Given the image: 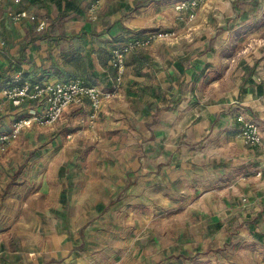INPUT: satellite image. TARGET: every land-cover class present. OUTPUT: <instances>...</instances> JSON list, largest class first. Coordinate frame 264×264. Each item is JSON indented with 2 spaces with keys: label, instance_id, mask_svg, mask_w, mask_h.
<instances>
[{
  "label": "rangeland",
  "instance_id": "obj_1",
  "mask_svg": "<svg viewBox=\"0 0 264 264\" xmlns=\"http://www.w3.org/2000/svg\"><path fill=\"white\" fill-rule=\"evenodd\" d=\"M179 1L104 0L92 12L97 2L82 0L81 14L63 16H58L54 0H44L46 5L36 10L35 1L27 2L32 14L49 17L43 36L47 39L63 34L67 22L82 23L81 34L75 30L73 41L54 42L60 53L49 55L48 68H38L34 57L27 55L39 46L41 34L30 22L20 24V31L26 33L22 52L28 59L30 79L53 77L50 71L55 61L63 65L74 55L92 56L91 64H97L100 76H105L107 72L98 64L109 69L111 48L88 50L81 37L87 33L88 23L96 33L100 32L98 24L110 25L113 17L120 16L133 36L142 35L163 24L168 26L172 22L170 8ZM215 2L217 11L203 10L199 17L218 19L217 13L221 14L222 30L208 47L222 58L214 61L222 84L221 90H216L221 94L229 89L230 96L240 95L255 62L256 77H264V0ZM5 13L0 16L3 35L5 29L18 31L10 19H2ZM187 32L182 31L176 42L181 48L192 49L186 37L192 32ZM208 36L199 41L202 48ZM121 38L124 42L116 46L125 43ZM165 43L156 45L158 53ZM92 77L106 85L97 75L87 79ZM261 78L258 82H263ZM249 86L252 90L256 85ZM207 88H211L209 84ZM178 103L152 117L156 109L151 106L115 102L107 109L104 106L93 128L80 122L82 115L68 113L54 126L25 130L0 160V264H264V211L250 218L248 226H241L243 220L238 217L243 211L257 215L264 209V180L256 181L255 173L249 172L248 205L240 199L229 202V194L243 193L242 179L237 189L222 187L238 177L235 169L239 161L229 154L233 144L212 136L195 148L189 143L184 153L178 152L176 137L163 139L167 127L179 129L177 121L185 111ZM229 129L234 127L229 124ZM152 133L158 136L151 139ZM170 143L175 155L170 154ZM195 150L207 157H197ZM247 151L257 167L261 156ZM226 176L228 180L218 183ZM63 201L68 206L66 214Z\"/></svg>",
  "mask_w": 264,
  "mask_h": 264
},
{
  "label": "crops",
  "instance_id": "obj_2",
  "mask_svg": "<svg viewBox=\"0 0 264 264\" xmlns=\"http://www.w3.org/2000/svg\"><path fill=\"white\" fill-rule=\"evenodd\" d=\"M54 1L56 2V0ZM90 1L92 3L97 0H89V2ZM103 1L104 0L101 1L102 4ZM27 2L30 3L31 0H25L22 6L17 7H12L8 2L4 3L0 8V16L2 11H6L7 13L10 9L16 11L27 10L30 12L31 9L26 8V6L29 5ZM43 2L44 0L37 1V5H35L36 7L34 10L39 8L41 5H46ZM213 3L214 0H212L208 8L205 10H211L213 13L217 11L219 7L216 5V2L214 4ZM48 4L52 5V3ZM175 5L176 3L170 8L171 14L169 16H171L172 22H170L168 26L163 24L156 30L163 27L164 29H171L176 26L177 21L175 18ZM5 14L2 16V19L6 18ZM217 14L219 15L218 19H214L215 17L212 18L213 16L209 18L206 17L204 19L199 17L198 21L194 24L193 29L187 32H192L189 36H186L188 37V40H190V44L193 46L192 49H190V47L187 49L181 48L177 44L179 41L176 42L178 40L177 39L174 40L176 44L174 41H166L167 43L159 49L161 50L160 53L157 52V46H160L161 44H157L163 41L155 43L151 47L147 48V50L143 49L136 51L133 54H129L126 63L127 70L125 71L123 84L117 97L118 99L116 98L110 102V105L108 106L110 107L111 104L115 102H127L129 105L136 106L145 104L146 106H151L156 109V112L152 113V117H154V115L159 112L163 113L164 108L170 110L173 106L179 104L178 102H181V110L182 112H185H183V116L178 118V131H173L174 129L167 127L164 131V138H162L164 141H167L170 138L173 139L176 137L178 139V143L175 149L178 148V152L185 150V148H189V143L194 144L193 148H195V145L202 144V141L212 138V136H215L216 138L222 137L226 139L227 142L232 143L233 145L229 148V154L239 161V165L237 167L238 169H235L238 177L235 180L229 179V183L224 184L223 181L228 180L227 176L220 178L217 181L218 183H222L224 185L222 187L228 186L229 190H233L235 188L237 189L238 181L242 179L240 189L243 193L240 196H232L229 194V202L235 203L236 200L240 199L246 207V205H248V200L250 199V192H248V189L251 185H249V177H247L249 172L255 173L256 177L254 179L256 181L260 179L264 180V145L259 148H250L245 146L242 138L240 137V124L237 122V116L241 113H245L255 120L261 128L264 141V77L261 78L260 74L259 77L254 78L256 84L260 86V88H257L256 85L251 90V88H249L250 86L246 85L245 92L243 91L240 95L236 92V94L230 96L229 89H226L224 93L222 91L221 94L217 93L216 89L221 90L220 86L222 85L220 79L217 77V74L221 72L217 68V62L214 61L216 59L221 61L222 58L217 54L212 53L211 50H208L211 39L222 30L220 29L222 26L221 14ZM37 18L38 20L36 22H31L29 20L22 21L34 24L37 30V26L41 20L47 19L45 29L42 31L37 30L41 34V36L37 37L39 39V46L35 45L27 55L34 57V63L37 64L38 68H41V66L48 68L50 66L48 61L49 55H56L57 53H60V47L54 45V42L59 41L62 43L64 40L73 41V39L70 38L75 37L73 34L75 30H80V33H78L81 34L82 28L80 26H82V23H76L75 21V25H73V21L67 22L64 24L62 29L61 33L63 34L53 36L56 39H47L43 36L49 27V17L40 18L37 16ZM113 19L114 20H112L110 25H106L104 22L102 23V26L101 24H98L100 32L96 33L89 29L92 24L90 22L88 23L90 26H86L85 28L87 33H83L81 37L83 38L82 40L85 41L89 51L96 50V47L97 49H99V47H108L111 48L112 51L115 47H117L115 45L117 42H124L121 37L125 39V43L134 37L131 34L133 31L122 25L119 20L120 16H115ZM22 22L14 23L11 21L12 26H16L18 31L15 32L14 28L8 30L5 29L3 35L1 31L0 17V39L5 40L7 43L6 48L0 51V104H2L3 107V110H0V135L12 132L11 130L15 120L22 115L30 113L31 110L36 108V104L29 103L21 109H15L3 99L1 95L2 88H4L21 72L24 74V79L30 81L59 80L57 77L40 78L39 80L30 79L31 77L27 72L30 66L26 63L28 59L26 60L24 58L25 54L22 52V47L25 46L26 38L24 30L23 32L20 31V24H22ZM196 24H198V26H196ZM198 29L201 31L199 32ZM225 34L226 31L224 32L223 37H225ZM204 35L209 36L207 39H204L205 47L202 48L204 45H202L203 43L200 44L199 41L203 39ZM92 55L96 56V53L93 52ZM85 58L87 59L88 65H91L92 68H89L88 76L97 75V78H103L106 86L109 85L107 74L105 76H100L101 71L97 68V64H91V58L93 59V57L85 56ZM209 64L211 66H208V71H206L205 67ZM98 67L102 69L104 73L111 71L110 65L107 70L103 69L99 64ZM142 68H144L143 70L145 72H143ZM209 70L212 71L211 74ZM204 71H206V74ZM81 74L84 73L82 72ZM79 77L84 79L83 76L79 75ZM259 78L263 79V82L262 80L258 82ZM195 80H198V82ZM208 84L211 87L210 89L207 88ZM213 89L216 90V93H210ZM104 106H106L107 109V104ZM101 111L103 112V110ZM232 112L236 115L232 114ZM229 113H231L230 116ZM232 115H235V117ZM229 119H231L232 123H229ZM227 123L228 125L224 128L223 125ZM229 124L234 127L233 130L229 129ZM157 136L155 133H152L151 139H154ZM235 141H237L236 144ZM173 146L174 145L170 143L168 149L172 150L170 154L175 155L176 150L172 149ZM246 149L251 150L253 153H258V155L261 156L257 167L255 166V163L250 161L251 157ZM182 152L184 153L185 151ZM194 152L197 154V157H200L203 160L207 157L201 150H195ZM169 158L172 159V155L169 156ZM214 163L215 161L211 163V166L214 165ZM235 166L236 164H234V167ZM258 173H261V176H258ZM262 211H264L263 208L258 211L257 215L243 211L238 214V217H242V220L247 219L248 216H251V218L256 216L257 218Z\"/></svg>",
  "mask_w": 264,
  "mask_h": 264
},
{
  "label": "built area",
  "instance_id": "obj_3",
  "mask_svg": "<svg viewBox=\"0 0 264 264\" xmlns=\"http://www.w3.org/2000/svg\"><path fill=\"white\" fill-rule=\"evenodd\" d=\"M102 0H97L92 5L94 12L100 6ZM8 2L12 7L22 6L25 0H0L1 6ZM212 0H183L175 5L176 26L171 29L160 28L155 31H147L142 35L132 37L127 43L117 46L112 50L110 67L115 74L107 73L111 86L103 87L90 85L83 78H76L68 82L56 81H30L24 79V74L19 73L1 90L3 99L15 109H21L26 104H36V108L26 115L20 116L13 123L12 132L0 135V160L9 148L18 140L22 132L33 127H51L55 125L71 106L85 107L88 104L87 113L79 120L94 127L95 121L104 104L118 97L125 76L127 57L136 51L151 47L159 41L177 40L182 31H190L198 21L199 13L207 9ZM6 17L14 23L24 20L36 22L37 16L27 10L16 11L10 9ZM47 19L41 20L37 26L38 31L45 29ZM7 43L0 39V51L5 49ZM0 110H3L0 104ZM240 124V137L245 146L259 148L264 145L263 134L260 126L245 113L237 116ZM261 176V173H258ZM246 201V200H245Z\"/></svg>",
  "mask_w": 264,
  "mask_h": 264
},
{
  "label": "trees",
  "instance_id": "obj_4",
  "mask_svg": "<svg viewBox=\"0 0 264 264\" xmlns=\"http://www.w3.org/2000/svg\"><path fill=\"white\" fill-rule=\"evenodd\" d=\"M34 1L37 2V1H40V0H34ZM80 1L81 0H56L55 5H56L57 10H58V16H63L65 14H67V13L81 14L82 10H81V5H80L81 3H80ZM142 1H148V0H142ZM181 1H183V0H181ZM181 1H179V2H181ZM139 3H140V1H139ZM6 14H5V16H6ZM73 38L74 37H71L70 39H73ZM112 53L113 52L111 51L109 60L112 58ZM67 59H68V61L67 62H64L63 65H61L59 62H56L55 61V63L52 66V70L50 71V73H51L50 76L57 77L59 79V81H62L64 83V82H68V81H71L73 79L79 78V72L82 71L84 73L83 74L84 80L88 84L101 86V85L97 84V81H96V79L94 77H92L90 79H87L88 70H89V68H91V65H88L87 59L85 57H82V56H79V55L78 56L77 55H74V56H71L69 58L67 57ZM256 68H257V62H255L254 63V66H252L250 68L251 69V72H250V74L248 76V80H246V82L244 83V85L241 87V89H242L241 91L242 92L243 91L245 92L246 85H254V86L257 85L256 82H255V79H254L256 77V74H257V73H255ZM110 70L111 71H109V73H111L112 75H114L115 74V70H113L111 67H110ZM109 86H111V85L109 84V85H107V86L105 85L103 87H106L107 88ZM257 88H260V86L257 85ZM115 99H112V100L106 102L104 105H106V104L107 105H110L109 103L112 102ZM88 107H89L88 104H86L85 107H82V106H74L73 105V106L69 107L66 110V112L64 113V115L70 113L73 116H75V115H78V116H81L82 115V116H84L87 113ZM101 114H102V111L99 112V114L97 116V119L101 116ZM35 127H33V128H35ZM33 128H31V129H33ZM12 146L5 153V155H7L10 152ZM64 203H65V201H63V205H62V211L63 212L66 211L67 208H68V206H66V204H64ZM64 213L66 214V212H64ZM260 215H262V212H261ZM250 218H251V216H248L247 219L243 220V222L241 223V226H248L249 225L248 220H251ZM253 219H256V218H253ZM217 227L220 228L221 227V224L218 223L217 224Z\"/></svg>",
  "mask_w": 264,
  "mask_h": 264
}]
</instances>
